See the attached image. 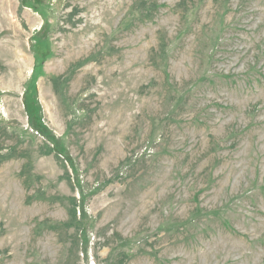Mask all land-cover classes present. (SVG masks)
Segmentation results:
<instances>
[{
    "label": "rangeland",
    "instance_id": "374dc122",
    "mask_svg": "<svg viewBox=\"0 0 264 264\" xmlns=\"http://www.w3.org/2000/svg\"><path fill=\"white\" fill-rule=\"evenodd\" d=\"M0 264H264V0H0Z\"/></svg>",
    "mask_w": 264,
    "mask_h": 264
}]
</instances>
